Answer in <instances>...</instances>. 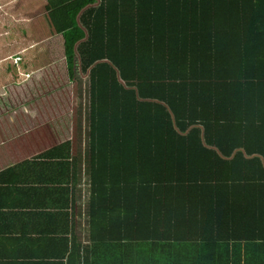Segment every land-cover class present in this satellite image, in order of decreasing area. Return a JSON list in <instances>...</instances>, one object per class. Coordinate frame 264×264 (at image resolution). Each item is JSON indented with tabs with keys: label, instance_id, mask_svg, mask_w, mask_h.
Instances as JSON below:
<instances>
[{
	"label": "trees",
	"instance_id": "1",
	"mask_svg": "<svg viewBox=\"0 0 264 264\" xmlns=\"http://www.w3.org/2000/svg\"><path fill=\"white\" fill-rule=\"evenodd\" d=\"M24 2L25 28L44 24L41 45L25 44V129L63 142L35 156L67 207V229L77 228L83 164L69 138L78 134L81 76L89 78V235L73 242L68 264H264V157L234 153L240 145L264 154V36L237 34L233 48H220L181 35L245 24L264 33V0L0 5L20 16Z\"/></svg>",
	"mask_w": 264,
	"mask_h": 264
},
{
	"label": "crops",
	"instance_id": "2",
	"mask_svg": "<svg viewBox=\"0 0 264 264\" xmlns=\"http://www.w3.org/2000/svg\"><path fill=\"white\" fill-rule=\"evenodd\" d=\"M216 2L222 4L225 0H216ZM251 2L252 0H246V4L250 5ZM39 3L38 1L37 5ZM181 4L182 10L185 12V2H181ZM31 8L26 9V11L31 10ZM5 11V6L0 5V264H68L73 242L76 245L86 243L89 229L86 238L82 239L80 237L82 226H80L79 221L81 214L79 206L76 208L77 210L79 208V216L76 221L77 228L72 229V227H69L67 229L68 221L60 218L61 213H59L67 207L65 203L60 201L55 190L51 189L45 182L44 178H52V174L48 175L46 173L48 168L46 165L43 167V165L37 164L39 160L35 156L41 153L42 149L38 150V148L43 147V151H45L53 145V147L60 146L63 142L53 144L51 140H47L43 135H40V139L37 140L30 139L31 132H27L28 130L25 129V127H28L25 117V44L38 42L41 45L43 42L41 37L44 36V33L40 26H44V24H35V31L28 28L32 23V21H29L26 23L28 27L25 28V2L19 11L20 16L9 15ZM33 12L34 10L31 13ZM218 14L223 20L225 14L219 12ZM222 24L221 22L220 25ZM249 25L245 24V27H238L239 33H235L236 28L228 27L218 33L216 29L212 31L211 29H200L197 34H189V29H183L187 32L181 35L184 37L198 35L200 37L199 42L202 45L215 44L216 47L220 46V48H233L237 42V38L233 37L237 34L251 37L264 36V33L254 35L251 29H248ZM197 30L194 29L193 32ZM217 34L222 38L217 40ZM210 37H213L212 40ZM260 39L264 40L263 38ZM181 43L185 48H191L187 38L181 39ZM260 46L264 47V45ZM175 52H178V50H175ZM245 55H247L246 52ZM33 63V61H30L28 65ZM26 76H29V74L27 73ZM38 95L30 94V98H38ZM80 109L77 113V119L75 116L72 119V121H79L78 134L70 136L69 141H71V145L75 143V146L80 149L81 157L78 156L77 158H81V162L83 161L78 172L79 186L82 187L83 178H86L89 185L88 174L85 170L89 129L86 132L83 129ZM181 133L184 132L181 131ZM74 137H76V140L73 141ZM214 148L216 147L214 146ZM82 149L85 150L84 154ZM240 151L248 157H264V154L259 152L248 154L242 146L235 145L234 153ZM43 158L46 161L44 156ZM71 159L72 156L69 159L72 163L73 160ZM64 168L70 173L74 172L72 164L65 165ZM38 179L41 180V186H37L36 180ZM204 198L203 200L207 204L209 203L208 207H210V198ZM87 207L88 204L86 206V227H89ZM200 211L205 217L207 214L210 215L211 210ZM209 225L220 235L224 232L219 223L213 224L210 222L207 226Z\"/></svg>",
	"mask_w": 264,
	"mask_h": 264
},
{
	"label": "rangeland",
	"instance_id": "3",
	"mask_svg": "<svg viewBox=\"0 0 264 264\" xmlns=\"http://www.w3.org/2000/svg\"><path fill=\"white\" fill-rule=\"evenodd\" d=\"M80 91H81V109L80 110L82 113V126L86 132L89 129V119H88V116H89V78L88 76H81ZM25 94H26L25 99H28V92H26ZM83 149H82V153L84 154L85 150L83 151ZM81 189H80L81 214H80L79 221L81 223L80 226H82V228H80V237L84 239V237L86 238L87 236V230H88V227H86L87 226V216H86L87 203L86 201H87V197L89 193V185H88V181L86 180V178H83Z\"/></svg>",
	"mask_w": 264,
	"mask_h": 264
}]
</instances>
